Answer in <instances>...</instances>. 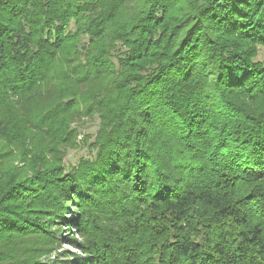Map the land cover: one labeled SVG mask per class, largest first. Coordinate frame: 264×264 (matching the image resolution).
Wrapping results in <instances>:
<instances>
[{
  "label": "trees",
  "instance_id": "trees-1",
  "mask_svg": "<svg viewBox=\"0 0 264 264\" xmlns=\"http://www.w3.org/2000/svg\"><path fill=\"white\" fill-rule=\"evenodd\" d=\"M259 47L264 0H0V264H264Z\"/></svg>",
  "mask_w": 264,
  "mask_h": 264
},
{
  "label": "rangeland",
  "instance_id": "rangeland-1",
  "mask_svg": "<svg viewBox=\"0 0 264 264\" xmlns=\"http://www.w3.org/2000/svg\"><path fill=\"white\" fill-rule=\"evenodd\" d=\"M264 56V49L262 47H259L258 50V56L257 59H261ZM74 126L78 128V136L77 140L82 142V138L84 136H88V141L86 144H82L79 148H69L65 152L64 156V163L65 166H72L77 164L78 160L81 157H89L91 155L90 149L88 147V143L92 141L98 126H99V118L98 116H92V117H86L83 116L80 119L76 120L73 123ZM69 210H73L74 208L71 206L68 208ZM68 217H71L70 214H66ZM62 235H64V231H62ZM59 238V244H57L58 249H56V252H53V254L50 256L51 259H56L57 255L62 254L63 251H69V252H75L76 249L70 245L69 243L64 242V240Z\"/></svg>",
  "mask_w": 264,
  "mask_h": 264
}]
</instances>
